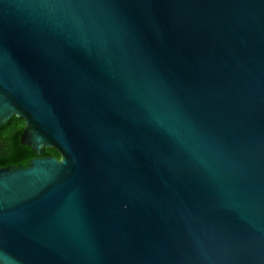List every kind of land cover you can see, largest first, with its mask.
<instances>
[{
    "label": "water",
    "instance_id": "water-1",
    "mask_svg": "<svg viewBox=\"0 0 264 264\" xmlns=\"http://www.w3.org/2000/svg\"><path fill=\"white\" fill-rule=\"evenodd\" d=\"M0 264H264V0H0Z\"/></svg>",
    "mask_w": 264,
    "mask_h": 264
},
{
    "label": "trees",
    "instance_id": "trees-1",
    "mask_svg": "<svg viewBox=\"0 0 264 264\" xmlns=\"http://www.w3.org/2000/svg\"><path fill=\"white\" fill-rule=\"evenodd\" d=\"M24 120L15 116L0 126V168L27 167L34 158H60L53 148H42L39 153L20 142Z\"/></svg>",
    "mask_w": 264,
    "mask_h": 264
}]
</instances>
